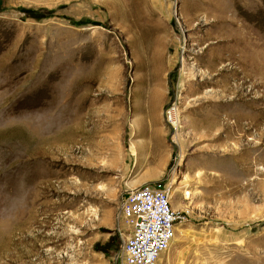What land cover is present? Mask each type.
Wrapping results in <instances>:
<instances>
[{"label": "rangeland", "instance_id": "obj_1", "mask_svg": "<svg viewBox=\"0 0 264 264\" xmlns=\"http://www.w3.org/2000/svg\"><path fill=\"white\" fill-rule=\"evenodd\" d=\"M160 165L155 264H264V0H0V264H116Z\"/></svg>", "mask_w": 264, "mask_h": 264}, {"label": "built area", "instance_id": "obj_2", "mask_svg": "<svg viewBox=\"0 0 264 264\" xmlns=\"http://www.w3.org/2000/svg\"><path fill=\"white\" fill-rule=\"evenodd\" d=\"M173 113V106L162 110L170 124ZM187 192L182 189L183 196ZM117 208L127 232L115 255L116 264H153L168 247L175 224L169 186L151 182L132 186L122 192Z\"/></svg>", "mask_w": 264, "mask_h": 264}, {"label": "crops", "instance_id": "obj_3", "mask_svg": "<svg viewBox=\"0 0 264 264\" xmlns=\"http://www.w3.org/2000/svg\"><path fill=\"white\" fill-rule=\"evenodd\" d=\"M161 167H162V165H160L159 168H155V166H153V167L150 166L147 169H145V168L136 169L137 172L134 175V181L137 184L144 183V182L158 183L160 173L162 172ZM133 186H135V185H133ZM130 187H132V185H127L124 190H126ZM155 261L153 264H155Z\"/></svg>", "mask_w": 264, "mask_h": 264}, {"label": "bare ground", "instance_id": "obj_4", "mask_svg": "<svg viewBox=\"0 0 264 264\" xmlns=\"http://www.w3.org/2000/svg\"><path fill=\"white\" fill-rule=\"evenodd\" d=\"M258 79V78H257ZM256 83V82H255ZM253 85H254V83H253ZM172 122H171V125H174L175 124V120H171Z\"/></svg>", "mask_w": 264, "mask_h": 264}]
</instances>
